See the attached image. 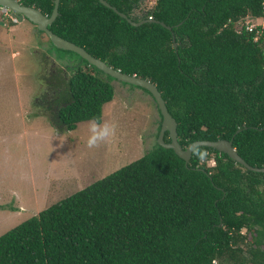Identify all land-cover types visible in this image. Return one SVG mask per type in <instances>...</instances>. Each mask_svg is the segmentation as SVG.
<instances>
[{"label":"trees","instance_id":"obj_1","mask_svg":"<svg viewBox=\"0 0 264 264\" xmlns=\"http://www.w3.org/2000/svg\"><path fill=\"white\" fill-rule=\"evenodd\" d=\"M18 1L47 16L54 7V0ZM106 1L132 20L158 22L135 26L99 0H60L49 29L154 83L183 148L195 140H232L248 164L264 167V26L255 40L254 30L237 23L261 17L264 0H155L141 15L143 0ZM52 47L78 61L56 65L55 80L46 81L49 90L37 101L57 130L70 131L102 116L113 98L112 77ZM197 149L208 153L204 161ZM226 261L264 264V172L208 146H196L186 163L156 141L139 158L0 234V264Z\"/></svg>","mask_w":264,"mask_h":264},{"label":"rangeland","instance_id":"obj_2","mask_svg":"<svg viewBox=\"0 0 264 264\" xmlns=\"http://www.w3.org/2000/svg\"><path fill=\"white\" fill-rule=\"evenodd\" d=\"M154 1L143 0L136 14ZM3 16L0 11V234L142 156L157 141L160 119L149 93L112 77L113 98L102 107L103 118L118 126L110 143L86 146L90 120L57 130L37 100L49 90L51 64L63 67L78 58L53 48L29 20Z\"/></svg>","mask_w":264,"mask_h":264},{"label":"water","instance_id":"obj_3","mask_svg":"<svg viewBox=\"0 0 264 264\" xmlns=\"http://www.w3.org/2000/svg\"><path fill=\"white\" fill-rule=\"evenodd\" d=\"M60 0H54V7L50 16L43 14L39 9L21 4L18 0H0V7L8 9L13 15H23L30 22L36 25V28L39 31L44 32L52 45L58 49L69 50L77 53L82 59L86 60L88 64L95 66L105 74L125 83L132 84L134 86H139L141 88L146 89L152 96L155 104L161 115V123L160 128L157 135V142L161 146L165 148H171L174 152L182 158L186 163L189 161L192 151L196 146H208L215 148L219 152H224L228 154L230 158L234 161L242 164L249 170H253L256 172H264V167H257L248 164L235 150L232 146V140L227 139H217V140H195L190 142L185 148H183L177 138V122L169 113L167 106L165 104L164 99L161 96L160 91L157 89L156 85L152 83L150 80L136 76L130 75L127 73H123L118 69L113 68L108 65L105 61L96 58L89 54L83 47L62 38L61 36L55 34L52 30L49 29V25L55 20L58 13V4ZM103 5L112 8L116 13H118L121 17L126 18L128 22L132 25H140L144 22H158L152 18L143 19L139 21H135L127 17L125 13L119 12L116 7L110 5L106 0H99ZM161 25L165 26L168 29H171V26L165 25L163 22H160ZM174 47L176 44L174 43ZM168 132V136L170 140L168 142L164 141V134Z\"/></svg>","mask_w":264,"mask_h":264},{"label":"clouds","instance_id":"obj_4","mask_svg":"<svg viewBox=\"0 0 264 264\" xmlns=\"http://www.w3.org/2000/svg\"><path fill=\"white\" fill-rule=\"evenodd\" d=\"M1 8L2 7H0V11ZM9 13L13 15L10 11ZM117 127L118 126L115 121L103 118V116L91 119L87 124V137L85 140L86 146L89 149H94L99 147L101 144L110 143L117 135ZM195 155L201 161H204L208 153L203 149H197L195 150Z\"/></svg>","mask_w":264,"mask_h":264},{"label":"built area","instance_id":"obj_5","mask_svg":"<svg viewBox=\"0 0 264 264\" xmlns=\"http://www.w3.org/2000/svg\"><path fill=\"white\" fill-rule=\"evenodd\" d=\"M264 5V2H263ZM1 12L5 15H8L12 18L13 21H16L17 18L11 14H9L8 9L6 8H1ZM239 26H244V28L248 31H255V40L257 39L258 35L261 32V29H259L258 27H263L264 26V14L261 17H254V16H250L247 15L244 19L239 20L238 22Z\"/></svg>","mask_w":264,"mask_h":264},{"label":"flooded vegetation","instance_id":"obj_6","mask_svg":"<svg viewBox=\"0 0 264 264\" xmlns=\"http://www.w3.org/2000/svg\"><path fill=\"white\" fill-rule=\"evenodd\" d=\"M55 63V62H54ZM52 63L50 68H48V75L45 76L46 78V81H48L49 83L53 82L55 80V73L57 72V69H56V65ZM65 70V68H63Z\"/></svg>","mask_w":264,"mask_h":264}]
</instances>
